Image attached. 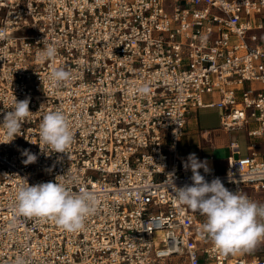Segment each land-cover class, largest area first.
Returning a JSON list of instances; mask_svg holds the SVG:
<instances>
[{
    "label": "built area",
    "instance_id": "2783aa9c",
    "mask_svg": "<svg viewBox=\"0 0 264 264\" xmlns=\"http://www.w3.org/2000/svg\"><path fill=\"white\" fill-rule=\"evenodd\" d=\"M46 45L57 55L42 60ZM60 68L71 78L53 84ZM15 98L32 114L0 143V264H264L219 254L201 234L206 218L170 184L193 183L179 155L193 110L216 108L223 128L254 122L247 135L264 136V0H0V124ZM55 110L74 134L67 153L39 145ZM239 152L231 142L223 172H199L254 201L264 160L254 144ZM57 180L96 194L84 231L16 213L20 186Z\"/></svg>",
    "mask_w": 264,
    "mask_h": 264
},
{
    "label": "clouds",
    "instance_id": "9594fccd",
    "mask_svg": "<svg viewBox=\"0 0 264 264\" xmlns=\"http://www.w3.org/2000/svg\"><path fill=\"white\" fill-rule=\"evenodd\" d=\"M57 55L54 45H46L40 52V59L47 60ZM71 78L69 71L53 69L49 79L53 84L66 82ZM139 93L147 91L146 86L137 89ZM29 99L17 101L11 110L4 115L0 129L3 138L0 143H9L21 133V126L31 116ZM39 145L42 151L45 147L51 152L67 153L74 142L67 115L61 110L49 111L39 124ZM27 157L25 165L37 160L35 154L27 150L23 153ZM185 170L191 169V185L175 187L174 198L181 205L198 211L204 216L201 234L210 239L215 250L221 255H235L250 252L258 242L264 240V204H258L247 196L229 191L219 178L210 183L200 174L203 168L207 173L206 162L199 161L195 153L188 156L184 162ZM98 209V199L94 192L81 187L74 192L68 182H46L33 186L27 183L20 186L15 194V211L27 218L49 219L63 230L75 233L85 230L86 220L94 215ZM15 264H26L23 256H17Z\"/></svg>",
    "mask_w": 264,
    "mask_h": 264
},
{
    "label": "crops",
    "instance_id": "0c3cea01",
    "mask_svg": "<svg viewBox=\"0 0 264 264\" xmlns=\"http://www.w3.org/2000/svg\"><path fill=\"white\" fill-rule=\"evenodd\" d=\"M193 110L187 117L184 129V138L179 147V155L187 161L190 154L195 153L199 161L206 162L208 168H213L217 172H223L227 165V159L231 155L230 143L237 142L240 147L238 157H247L251 152V145H255V151L261 160H264V136L250 138L247 132L256 127L254 122H250L240 128L228 130L220 125L219 112L217 111V124L211 129H203L199 119L198 111ZM209 109V108H207ZM240 132L243 138L232 136L231 133ZM243 142L244 146H241ZM224 151V152H219ZM248 191V190H247ZM254 201L264 204V192L253 195ZM264 222V221H261ZM258 256L264 259V243L257 244L255 249L244 255L246 259Z\"/></svg>",
    "mask_w": 264,
    "mask_h": 264
},
{
    "label": "rangeland",
    "instance_id": "374dc122",
    "mask_svg": "<svg viewBox=\"0 0 264 264\" xmlns=\"http://www.w3.org/2000/svg\"><path fill=\"white\" fill-rule=\"evenodd\" d=\"M206 101H209L211 99V96H205L204 97ZM199 119L201 121V126L203 129H211L216 126L217 124V111L214 109H201L198 111ZM243 133V132H242ZM242 133L238 132H233L231 133L232 136H240V138H243ZM184 138V133L182 137L179 140V147H181V141H183ZM241 146L243 147L244 144L243 142L241 143ZM219 152H224V151H219ZM169 263V262H168Z\"/></svg>",
    "mask_w": 264,
    "mask_h": 264
}]
</instances>
